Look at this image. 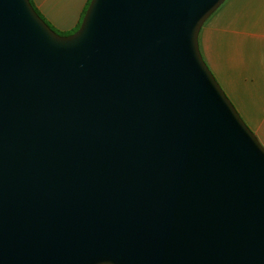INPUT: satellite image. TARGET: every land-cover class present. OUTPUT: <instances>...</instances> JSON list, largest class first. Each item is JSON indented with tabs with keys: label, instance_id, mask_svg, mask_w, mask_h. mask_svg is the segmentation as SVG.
<instances>
[{
	"label": "water",
	"instance_id": "water-1",
	"mask_svg": "<svg viewBox=\"0 0 264 264\" xmlns=\"http://www.w3.org/2000/svg\"><path fill=\"white\" fill-rule=\"evenodd\" d=\"M225 0H90L55 32L0 0V264H264V146L204 61Z\"/></svg>",
	"mask_w": 264,
	"mask_h": 264
},
{
	"label": "crops",
	"instance_id": "crops-1",
	"mask_svg": "<svg viewBox=\"0 0 264 264\" xmlns=\"http://www.w3.org/2000/svg\"><path fill=\"white\" fill-rule=\"evenodd\" d=\"M88 0H32L60 30L74 27ZM200 53L249 128L264 126V0H225L203 23Z\"/></svg>",
	"mask_w": 264,
	"mask_h": 264
},
{
	"label": "rangeland",
	"instance_id": "rangeland-1",
	"mask_svg": "<svg viewBox=\"0 0 264 264\" xmlns=\"http://www.w3.org/2000/svg\"><path fill=\"white\" fill-rule=\"evenodd\" d=\"M43 19H44V21L55 31V32H57V31H62V32H65V33H67V34H69V33H71V32H68V31H70V30H72L74 27H72L71 29H67V30H60V29H58L57 27H55V26H53L51 23H49L43 16H42V14L40 13L39 14ZM227 95V94H226ZM229 98V97H228ZM243 119V118H242ZM260 135L263 137V138H260V136H258V138H259V140H260V142L262 143V145L264 146V126H263V128H262V130H261V133H260Z\"/></svg>",
	"mask_w": 264,
	"mask_h": 264
},
{
	"label": "trees",
	"instance_id": "trees-1",
	"mask_svg": "<svg viewBox=\"0 0 264 264\" xmlns=\"http://www.w3.org/2000/svg\"><path fill=\"white\" fill-rule=\"evenodd\" d=\"M89 1H90V0L87 1L86 5H85V7H84V9H83V12H82V14H81V17L79 18V20H78L76 26H75L72 30H70V31H68V32H73L74 30H76V29L78 28V26H79V24H80V21H81V18H82V16H83L84 12H85V9L87 8V6H88V4H89ZM30 2H31V4L33 5V7L35 8V10L37 11V13L40 14V12L36 9L35 5L33 4L32 0H30ZM57 33L62 34V35L67 34V33L62 32V31H57Z\"/></svg>",
	"mask_w": 264,
	"mask_h": 264
}]
</instances>
